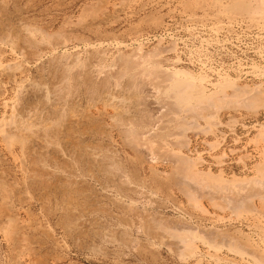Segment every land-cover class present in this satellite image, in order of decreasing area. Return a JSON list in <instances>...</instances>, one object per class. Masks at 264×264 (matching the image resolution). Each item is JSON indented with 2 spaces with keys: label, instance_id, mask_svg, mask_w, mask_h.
Here are the masks:
<instances>
[{
  "label": "rangeland",
  "instance_id": "374dc122",
  "mask_svg": "<svg viewBox=\"0 0 264 264\" xmlns=\"http://www.w3.org/2000/svg\"><path fill=\"white\" fill-rule=\"evenodd\" d=\"M258 1L0 0V64L3 65L0 73V121L4 116H10L13 110L12 114H16L23 106L27 107L24 110H30L35 103V106L41 104V95L37 92L39 84L42 83L39 86L47 90L50 86L51 90L57 86L59 77H56L58 74L53 61L66 65L77 62L84 65H81L85 68L84 72L89 69L90 73L105 72L115 67L114 60L120 54L130 55L136 47L146 51L160 45L164 68H181L198 79L203 78L201 85L208 92L215 89L213 83L222 77L232 78L252 92L260 91V100L255 108H224L217 115L219 123L213 125L211 130L195 132L189 129L186 132L187 147L173 145L176 135L169 133L162 138L164 145L167 142L169 144L166 145L174 150L196 158V166L201 170L222 172L229 178L254 176L256 168H263L260 163L264 162V10L253 9ZM243 4L253 5L250 8L253 11L239 8ZM20 28H28L31 32L20 31ZM15 34L20 37L17 45L11 37ZM28 37L34 42L31 47L24 42ZM68 58L73 61L70 62ZM10 69L12 73H9ZM128 76L120 79L119 86L112 82L113 96L129 99L131 85ZM79 85L75 95L78 102L75 99L72 110L74 118L69 121L73 128L71 130L75 131L70 133V130L68 134L71 142L78 141L73 143L76 147L79 145L78 149L71 146L72 143L70 146L64 144L51 133L47 134V138L54 140L50 141L52 144L59 146L61 141L57 155L47 150L39 137L40 133L31 136L27 147H20L14 141L9 149L0 135V264H264L262 214L246 211V215L242 211V215L238 216L225 201L216 205L215 200L212 203L210 198L201 194L197 201L189 198L171 180V161L157 155H150L147 161L139 157V153L127 142L123 129L116 126L111 128L113 109L105 104L108 101L104 93L99 92L97 98L95 95L93 98L85 85L82 86L83 83ZM231 91L229 89L228 93ZM151 93L156 95L155 89ZM17 99L18 102L21 100L20 104L24 102L23 105L19 104L20 107L17 106ZM29 104L32 105L28 108ZM133 107L128 112V119L125 118L126 128L135 126L129 123L130 119L140 116L138 106L134 104ZM46 110L41 111L43 116ZM107 110L112 119L108 113L105 114ZM164 110L162 106L157 114ZM48 112L52 113L50 110ZM48 112L44 117L52 120ZM183 115L188 120L193 117L188 112ZM198 122L201 126L207 125L203 119ZM99 129L103 133L97 132ZM167 130L174 131L173 127ZM83 149H87V152ZM89 149L114 162L112 166L117 164L116 172L122 174L106 175L102 171L101 175V170L96 169L100 165L87 158V153H91ZM95 149L101 150L102 155ZM76 154L80 157H76ZM37 159L45 161L41 163ZM33 161L37 163L33 165ZM62 162H66L69 168ZM41 164L47 168H41ZM30 172L51 178L48 179L50 183L48 181L45 187L39 189L32 185V178L29 177L33 175ZM123 180L126 181L121 183ZM68 181L71 182L68 184ZM50 184L52 189L48 186ZM67 201L71 203L70 206H67ZM66 206L71 210L69 215ZM72 211L76 212L78 218ZM151 220L164 223L169 229L173 227L171 230H186L184 226H190L195 233L192 246L182 255L181 245L177 247L179 244L176 245V241L169 242L157 229L147 228ZM79 221L83 222L82 225ZM4 226L8 227L7 233ZM229 238L240 239L244 246L247 244V253L248 248L251 251L249 255L230 248Z\"/></svg>",
  "mask_w": 264,
  "mask_h": 264
},
{
  "label": "bare ground",
  "instance_id": "6f19581e",
  "mask_svg": "<svg viewBox=\"0 0 264 264\" xmlns=\"http://www.w3.org/2000/svg\"><path fill=\"white\" fill-rule=\"evenodd\" d=\"M256 5L257 6L253 9L258 10L260 12L264 10V0H259L258 4H256ZM251 6L253 7V5H251ZM251 6H244V4H243L239 8H241L242 10L243 9L248 10L251 8ZM251 11H253V10H251ZM245 12H247V11H245ZM23 27H24V25H23ZM21 29L22 28H20V31H21ZM22 31L26 32V33L31 32L28 28H27V30L23 28ZM16 35L17 34H15V36L11 35V37H12L13 43H15L17 45V43L19 42L18 40H20V37H18ZM57 38L62 39L63 37L61 38L60 36H57ZM31 39L32 38H30V37L25 38V40L23 38L25 44H27V46H29V47H31V45L34 43ZM57 43H58V41H57ZM18 47H20V46H18ZM26 49H28V48H26ZM161 50H162V46L160 47V45L159 46L157 45L152 50H146V51L141 49V48L136 47L132 54H130V55L120 54L117 59L115 58L114 61H116V63L114 64L115 65L114 68L109 69V70L107 69L108 71H105V72H103L102 70L99 71L100 70V68H99L98 69L99 72H95V73H93V72L90 73L89 72L90 69L88 71L84 72L85 68L84 69L82 68V66H84V65L79 64L77 62L73 63L72 62L74 59L73 57H72L73 58L72 60L68 58V60H70V62H72V63H69L67 65L64 63H57L56 61H53V59H51L52 58L51 57L50 59L53 61L54 66H55L54 68L56 69V73L58 74V76H56V75L55 76L59 77L58 82H57L58 83L57 86H55L52 90L50 89L51 86L50 87L47 86L49 89V90H47L43 86L42 87L39 86L42 83L39 84L38 85L39 88L37 89V92H38V94L41 95V96L39 95L40 96L39 99H41L40 100L41 104H37L38 106H35V104H36L35 103L34 104L35 107L34 106L30 107L32 104H29V106L27 105L28 108L29 107L31 108L30 110H24L25 106H23V108H20L16 114H15V112H14V114H12L14 110L10 108L11 110H13V111H11L12 112L11 115L10 116H4V118L0 121V135L2 136L1 138H3V140H5L7 142L9 149L11 148V146H13L12 144L14 141L15 142L17 141L20 144V147H22V146L27 147L28 143H29L30 139L33 137V135L35 133H40L39 137H40L41 141L45 144V147L47 148V150H50V152L53 151V152H55V154L58 152V150H59L58 148L61 145V141H59L60 144H59V142L56 143L58 140H62V142H65L64 144H66V145L69 144L68 146H70V143H72L71 146L72 145L75 146L76 144H73L75 142V140H73L74 142H71V138L68 136L70 130L73 129V128H71L72 126L70 127L69 124L71 122L70 120L72 118H74L73 114H72L74 112H72V110H73L74 104H75L76 90H78L77 87L79 84L83 83L82 86L85 85L86 91L88 93L92 94L91 96L95 95V97H96L99 92L104 93L105 96L104 95L103 96L105 98H107V100L106 99L105 100L108 101V103H105V104H109V106L111 105L110 107H112V109H113V111H111V112H113V115H112L113 116V123H112L113 126L111 125L112 127L111 126H109V127L113 128L114 126H116V127L123 129L122 131L125 133V137H126L127 142L130 144V146H132L134 148V150H136L137 153H139L138 154L139 157L141 156L143 158V160L145 159L147 161V160H149L150 155H155V156L157 155V157H163L164 159H169V161H171V163L173 165L171 180L173 183H175V185L178 186V188H180L184 192V194L188 195L189 198H191L192 200L196 199V201H197V197L199 196V194H201V195H203V197L207 196L208 198H210L212 200L211 201L212 203L216 201V203H215L216 205L221 204V202L225 201V204H227L230 207V209H233L234 213L236 212L238 216H239V214L242 215V211L244 213H246V215H247L246 211H251V213L255 212L257 214H262L264 216V162L260 163V164H262L261 166L263 168H258V169L256 168L257 173L254 176H251V177L233 176V177L229 178V177H225L222 174V172L215 173L211 170L204 171V170L199 169L196 166V162H197L196 158H192V157L188 156L187 154H184L180 150H174L173 148L167 146L169 144L167 142H165V145H164V141L162 139L168 133L171 135L175 134L176 136H175V140L173 141V145L176 144L180 148L183 146H186L187 144H189V143H187V138H186V132L189 129H192L193 131L195 130V132L196 131L207 132V131L211 130L213 125H216L219 123L217 115H218L219 111L224 109V108L225 109H227V108L228 109H235L237 107H247L250 109L255 108L258 105V100H260V99H258L260 96L258 92H260V91H257L256 87H255L254 90H256V91L253 90L254 92H252L247 87L238 85L235 82L236 80L234 81V79H232V78L221 76L222 78L218 82L213 83V85L215 86V89L213 91L208 92L201 85V84H203V81H204L203 78L198 79L191 72L184 70V69H181V68H174V69L164 68L161 64V61L163 60V57L161 56ZM91 53H93V52H91ZM102 54H103V52H102ZM98 56H99V54H98ZM98 56H97V58H98ZM62 59H63V57H62ZM56 60H58V58ZM63 60H65V59H63ZM76 60L78 61V59H76ZM59 62H61V61L59 60ZM63 62L66 63V61H63ZM10 65H12V64H10ZM2 66L3 65L0 64V73L2 70L1 69ZM13 68H14V66H13ZM16 68H15V71L17 70ZM7 70L9 71V69H7ZM52 70H54V69H52ZM47 71H49V70L47 69ZM7 73H5V74L7 75ZM9 73H12V70ZM124 75L125 76L129 75L128 78L130 77V79H129L128 83H130V85H131V90H129V96H128L129 99H127V100L119 99L118 97H115L116 95L113 96V94L111 92V91H113V89H111L112 82L114 81L115 84L119 86L120 79ZM53 80H51V81H53ZM56 81L57 80H54V82H56ZM38 82H40V79ZM32 84H30V85H32ZM35 84H37V83H35ZM53 84H55V83H53ZM151 86L155 89L156 95H154V93L153 94L151 93V91L154 90V89L151 90V88H152ZM45 87H46V85H45ZM79 87H80V85H79ZM80 89L82 90V88H80ZM80 89H79V91H80ZM229 89L232 90L231 93H228ZM26 90H27V88H26ZM78 93H77V95H79ZM88 93H86V94H88ZM23 97H24V95H23ZM23 97H22V99H23ZM19 98H21V97H19ZM93 98H94V96H93ZM93 98H91V99H93ZM105 100H103V101H105ZM17 102H18V99H17ZM19 102H21V100ZM19 102H18L17 106H19V104H20ZM27 102H28V100H27ZM30 102H32V101L30 100ZM77 102H78V100H77ZM23 103H21L20 105H23ZM15 104H17V103L15 102ZM134 104L136 106H138V108L137 107L136 108H137L140 116L138 115L139 117L137 116L136 119H134V120L133 119H130L131 121L129 120L130 121L129 123H131V124L133 123L135 126L126 128L124 126V122L126 119H128L126 117L129 116L128 112L130 111V108L131 107L135 108V107H133ZM109 106H108V108L110 109ZM162 106L165 107V110L163 112H161L160 114H157L159 112V109ZM13 108H14V106H13ZM25 108H27V107H25ZM46 108H47V110L49 109L52 113L48 112L49 110L47 111ZM44 109L46 110V112L51 114V117H53L52 120H47L45 118V117H47L46 112H45L46 115H44L45 117L43 116L44 113L41 111ZM103 110H105V109L103 108ZM133 110L136 111V109H133ZM87 112H89V111H87ZM184 112L190 113V115L193 116L192 119L191 120L186 119V117L183 115ZM107 113H108V110L105 114L107 115ZM109 113H108V115H109ZM50 114H48V116H50ZM52 114H53V116H52ZM109 116L111 117V115H109ZM75 117H76V115H75ZM111 119H112V117H111ZM199 119L205 120L207 125L201 126L200 123L198 122ZM71 125H73V124H71ZM94 125H96V124H94ZM137 125L138 126L140 125V127H137ZM171 127H173L174 131L173 132L172 131L167 132L168 131L167 129H169ZM105 128H107V127H105ZM97 130H95V131H97ZM71 131L72 132H70V133H73V131H75V130H71ZM101 131L103 133V130H100L97 132L100 133ZM105 132H107V131H105ZM109 132H110V130H109ZM48 133H51V135L53 134L59 138L55 142V144H59V146L54 145V143L52 144L50 142L53 139L49 140L47 138ZM74 133H76V132H74ZM102 133L100 135H103ZM51 135H50V137H51ZM81 135H82V133H81ZM76 136H77V134L74 137H76ZM68 137L70 138L69 139L70 142L68 140ZM71 137H72V139L74 138L72 135H71ZM77 139L79 140L78 137H77ZM76 142H78V141L76 140ZM79 142L81 143L80 140H79ZM166 143H167V145H166ZM14 144H16V143H14ZM78 147H79V145H78ZM78 147H76V148L78 149ZM29 148H31V147H29ZM83 148H85V144H83ZM98 148L101 149V147H98ZM64 149L66 150L67 147H65ZM87 149H85V150L83 149V150L87 152ZM30 150H32V149H30ZM30 150L28 149V151H30ZM89 150L88 151L91 152V149H89ZM105 150H107V149H105ZM28 151H26V153H28ZM84 151H83V153H84ZM95 151H99V149L98 150L95 149ZM100 151H99V153H100ZM76 152L77 151H75V153ZM23 153H24V151H23ZM79 153H82V152H79ZM96 153H98V152H96ZM96 153L95 152L87 153V155H88L87 158L91 162L98 163L100 165L96 169L97 170L99 169V171L101 170V175H102V171L104 173H106V175L108 173H112V174H114V176L115 175L117 176L118 174H122V173L116 172L117 169L115 166L117 164L112 166L114 164V162H110L111 160L109 161L108 158L101 157V156H99V154L97 155ZM67 154H68V152H67ZM70 154H73L72 151ZM28 155H29V153H28ZM49 155H50V153H49ZM104 155L106 156V154H103V156ZM44 156H45V154H44ZM78 156L80 157L79 154H78ZM78 156L76 154V157H78ZM81 156H83V155L81 154ZM84 156H86V155H84ZM54 157H55V155H54ZM73 157H74V154H73ZM83 157H81V158H83ZM108 157H110V154ZM38 158H40V157H38ZM56 158H60V157L57 156ZM70 158H72V157L70 156ZM112 158H113V156H112ZM31 159L32 158H30L29 160H31ZM42 159H41V161L37 159V161H40L42 163V161H45ZM47 159L49 160L50 158H46V160ZM63 159H64V157H63ZM72 160H73V158H72ZM82 160H84V159H82ZM22 161H24V160H22ZM37 161H35V162L37 163ZM55 161H58V160L56 159ZM86 161H87V159H86ZM112 161H114V160L112 159ZM91 162L87 161V163H90V165L92 166ZM116 162H118V161H116ZM33 163H34V161H33ZM36 163H34L33 165H35ZM44 164H46V163H44ZM63 164L67 165L66 162ZM63 164H62V166L64 168L65 166ZM40 166H42L41 168L44 167V169L47 168V167L45 168V165L43 166V164H41ZM66 167H68V165ZM257 167H259V166H257ZM59 168H62V167H59ZM32 171H34V170L32 169ZM43 172L46 173L45 170H43ZM30 173L33 175L32 177L30 176L31 174L29 175L30 176L29 178H32V185L38 186V188L40 187L39 189H42L43 187H45L48 184V181L51 179V178L50 179L48 178L49 179L48 180V179H46L47 177L46 178L41 177L39 174L36 175L35 172H33L34 174L32 172H30ZM56 173H57V171H56ZM48 174H45V175H48ZM58 176L59 175L56 176L57 180H59ZM62 176H63V174H62ZM110 176H111V174H110ZM124 181H126V180H123L121 183H123ZM70 182L68 181V184ZM73 182H74V180H73ZM79 182H80V180H79ZM49 183H50V181H49ZM54 183H55V181H54ZM55 184H57V183H55ZM51 185L52 184H50L48 186L51 187ZM0 187H2V186H0ZM74 188H76V187L74 186ZM51 189H52V187H51ZM53 190H54V187H53ZM2 191L4 192V190H2ZM6 192H8V191H6ZM63 192H65V191H63ZM69 193H70V191H69ZM2 194H4V193H2ZM46 195H47V193H46ZM67 196H68V194H67ZM85 196H87V195H85ZM217 198H219V199H217ZM68 201H67V204H69V205H67V206H70V204L72 202H74V201H69V202H71V203H69ZM7 204L9 205V203H7ZM73 204H75V203H73ZM73 204H72V206H73ZM67 206H66V208L68 209ZM3 210H5V209H3ZM68 210H69V212L68 211H66V212L69 215V213H71L70 212L71 210L70 209H68ZM74 211H76V210H74ZM74 211H72V213H74ZM239 212H241V213H239ZM75 213H74V215L76 216ZM3 215H4V213H3ZM72 215H70V216H72ZM7 216H9V215H7ZM80 217L81 216H79V218ZM76 218H78V217L76 216ZM80 219H82V218H80ZM7 221L12 222L11 220H8V218H7ZM81 221H83V220H81ZM81 221H79V222H81ZM9 222H8V224H9ZM83 222H85V221H83ZM83 222H81L80 224L82 225ZM158 222H156V220H151L150 222L147 223V228L148 229H153V228L157 229L158 231H160L162 233V235H164V237H167L166 240L169 242L170 241H172V242L176 241L177 242L176 245L179 244V246H177V247H180V245H181L180 251L182 252V255H183V253H185L184 251L186 249H188L189 247L192 246L193 237H194L195 233L191 230L190 226L186 225V226H184L186 228V230L179 231V230H171L173 227L171 229H169L170 227L169 228L166 227L164 223H161V222L158 223ZM12 224H13V222H12ZM83 226H85V225L83 224ZM167 226H169V225H167ZM13 227H14V225H13ZM4 228H5V226H4ZM7 229H8V227L4 229L5 230L4 232H6ZM81 231H83V230H81ZM14 232L16 233L17 230ZM12 233L10 235H12ZM208 233H209V231H208ZM220 235H222V234H220ZM228 237H230V236H228ZM229 240H230L229 243H231L230 248H233V250H235L237 252H244L245 251L247 253V251H246L247 248L245 247V246H247V244L244 246L242 244V242H239V241H241L240 239L238 241L235 238H231V239L229 238ZM248 252L249 253L251 252V251H249V248H248ZM249 253H247V255H249ZM254 253H255V251L253 250V254H252L253 256L255 255ZM256 254H258V253H256ZM256 257H257V255H256Z\"/></svg>",
  "mask_w": 264,
  "mask_h": 264
}]
</instances>
